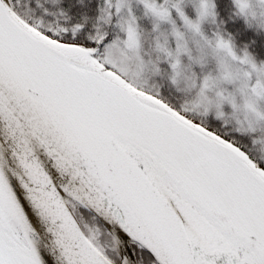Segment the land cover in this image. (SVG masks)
Returning <instances> with one entry per match:
<instances>
[{
    "label": "snow or ice",
    "instance_id": "6c2138e0",
    "mask_svg": "<svg viewBox=\"0 0 264 264\" xmlns=\"http://www.w3.org/2000/svg\"><path fill=\"white\" fill-rule=\"evenodd\" d=\"M0 264H264V0H0Z\"/></svg>",
    "mask_w": 264,
    "mask_h": 264
}]
</instances>
